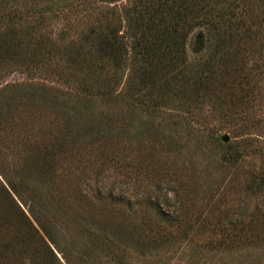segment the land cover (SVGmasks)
I'll return each instance as SVG.
<instances>
[{
    "label": "trees",
    "instance_id": "1",
    "mask_svg": "<svg viewBox=\"0 0 264 264\" xmlns=\"http://www.w3.org/2000/svg\"><path fill=\"white\" fill-rule=\"evenodd\" d=\"M13 72L28 81L0 86V264H160L176 248L187 264L245 251L260 255L241 264H264V206H241L264 197V124L250 116L264 103V0H0V83ZM206 108L241 139L193 132ZM185 128L217 143L228 178L200 200L162 161L185 147ZM101 167L155 180L176 212L160 195L88 189Z\"/></svg>",
    "mask_w": 264,
    "mask_h": 264
},
{
    "label": "rangeland",
    "instance_id": "2",
    "mask_svg": "<svg viewBox=\"0 0 264 264\" xmlns=\"http://www.w3.org/2000/svg\"><path fill=\"white\" fill-rule=\"evenodd\" d=\"M61 20L54 19L53 20V26L50 28L51 30L58 29L61 24ZM197 34V32H194L190 35L187 46H186V52L187 57L189 60H192L194 57L193 54V43H194V36ZM28 75L21 74L19 72H13L10 74H7L3 77L0 83V86L3 85H9V84H17V83H23L28 81L27 80ZM46 79V78H44ZM54 78H50L48 81H52ZM47 81V80H45ZM55 85H59L60 88L67 87L64 85L61 81L57 84V81L53 80ZM262 87L264 85L262 84ZM257 106L254 107L252 110V113L250 116H254L256 120L263 122L264 124V103L257 102ZM210 110L206 108L201 113V116H197L196 123L195 121L191 123V127L193 132H197L199 134V131L203 134V137L209 132H214L213 135H218L221 138L223 136L227 137V141L229 144H233L238 142L241 139V131L238 130L240 128V125L236 124L237 121H225V120H219L220 117L215 116L216 114H209ZM213 115V116H212ZM204 120V122L200 121ZM235 123V124H234ZM190 127V126H189ZM194 129H197L194 131ZM187 128L183 129L181 131L182 136V143L184 144V148L181 150L180 153H178V157L173 158L174 155H170V157H166L164 154L162 161L166 160L168 163V168H171V170H178L177 172L183 173L182 181L186 184V186H190V194L192 198L200 200L203 196V190H205L207 187L212 186L213 184H218V192L222 191V188L225 187L224 181L228 179L227 177H223L224 175L218 171V168H216L214 161H216V158L219 156V150L216 146L217 143L212 141L208 142H199L200 138L193 134L192 137H190L187 132ZM190 130V128H189ZM253 130H250L249 133H252ZM264 133V132H263ZM200 136V135H199ZM202 136V135H201ZM250 136H255L254 132ZM210 139V138H208ZM128 136L125 140L126 147L131 148V151L127 155V165L128 162H130V165H137L136 162L139 163L137 159V142L135 138L128 142ZM226 141V142H227ZM217 147V148H216ZM174 159V160H173ZM247 165L254 164L255 161L251 158L245 159ZM174 164L172 165L171 163ZM131 167V166H130ZM185 167L186 170H181V168ZM99 170V171H98ZM137 172H130V169L127 168L125 171V174L123 176H117L113 170H110L109 168L101 167L98 168L97 171H93L92 174H87L90 178L88 179V189L95 190L98 187H105L104 189H108L110 185H113L112 187L115 189V193H121L126 196L130 202L134 203V199L137 195H150L152 197H155L157 195H160V201H161V208L165 212H170V214H174L173 212H176V205L174 204L172 200V194L171 192H167L165 196L162 194H158V192H154L155 187L157 186V182L155 180H148L145 181L143 179H139L136 177ZM224 179V180H223ZM223 180V182L220 185V181ZM173 185L172 183L163 182V184L159 185V189L161 193H165L166 189H169ZM220 185V186H219ZM237 195H234L233 193L226 198V204L224 205V208H227L226 210H229V212L232 214V212L235 211V207L237 205ZM260 200L263 201V203L260 204ZM214 201V200H213ZM212 201V202H213ZM242 204L247 209V211H254L256 206H264V197L263 198H255L251 196H247L243 194L242 197ZM197 206V205H196ZM208 207L206 206V209ZM177 215V214H176ZM177 251V252H175ZM181 249L176 248L172 249L170 252H167L164 254V256L160 260V264H187L186 260L178 259V256L180 257ZM264 253V251H262ZM260 255V253H255L253 251H245L241 252L240 254H233L232 256H221L218 257H212L208 258L206 261L199 260L201 262L200 264H241L240 261H245L247 258L249 259H255L256 256ZM159 257H143L142 259H139L137 264H156L155 261L159 260ZM137 258L136 256H133L132 259ZM176 258V259H175ZM170 261V262H169ZM159 264V263H158Z\"/></svg>",
    "mask_w": 264,
    "mask_h": 264
},
{
    "label": "water",
    "instance_id": "3",
    "mask_svg": "<svg viewBox=\"0 0 264 264\" xmlns=\"http://www.w3.org/2000/svg\"><path fill=\"white\" fill-rule=\"evenodd\" d=\"M221 139H222L223 143H226V141H227V137L226 136H223Z\"/></svg>",
    "mask_w": 264,
    "mask_h": 264
}]
</instances>
